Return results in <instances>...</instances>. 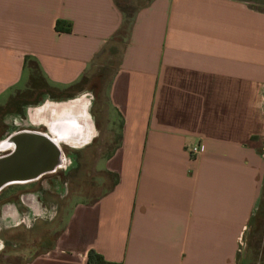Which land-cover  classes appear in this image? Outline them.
Here are the masks:
<instances>
[{
	"label": "crops",
	"instance_id": "1",
	"mask_svg": "<svg viewBox=\"0 0 264 264\" xmlns=\"http://www.w3.org/2000/svg\"><path fill=\"white\" fill-rule=\"evenodd\" d=\"M130 15L99 118L83 81L124 25L118 0H0V137L41 131L70 159L0 191V229L29 227L2 264H264V0ZM65 197L45 242L37 223Z\"/></svg>",
	"mask_w": 264,
	"mask_h": 264
},
{
	"label": "rangeland",
	"instance_id": "2",
	"mask_svg": "<svg viewBox=\"0 0 264 264\" xmlns=\"http://www.w3.org/2000/svg\"><path fill=\"white\" fill-rule=\"evenodd\" d=\"M145 1L147 0H118L119 4L124 9L126 15L131 14L136 7L140 6ZM122 34L123 33L118 34L114 38V40L109 43L105 51L101 53L99 57L93 62V64L89 68V72L87 73L85 80L83 81L85 86L93 87L96 92L94 111L97 113V115H99V118H103L104 116L105 109H106L104 105L106 104L105 99H106V95H107V91L109 87V82H110L113 72L115 71L117 65L119 64L120 54L124 46ZM20 122H22V120ZM8 135L9 134H4L2 137H0V146H1V143L9 137ZM107 137L108 136L106 135V133L103 132L101 134V137L98 143V145L102 147V149H104L105 154L112 151V149L117 143V138L109 139ZM9 150H10L9 148H5L2 150L0 149V155L9 152ZM67 157L68 156L64 154L62 156L63 165L61 166L64 168L63 170H65V168H67V166L70 165L69 163L70 159ZM94 174H96V172ZM87 183L89 184V186H87L89 190H97V189L99 190V188L96 187L97 186L96 182L93 181V179L89 180ZM50 185L51 184L49 183V186ZM16 186H19V185H15V184L12 186L8 185L5 188V190H11L10 192L12 193H10L9 195L14 196L13 192H17V189H18V187ZM87 187L85 186L84 189H86ZM23 188H33V186L25 187V185H23V187H19V189H23ZM51 188L55 189V186H51ZM43 190L44 192H48L47 189H43ZM3 194L0 195V202L4 200L5 198V196L4 197L2 196ZM68 208H69V202L67 201L65 197L63 200L55 204L53 203L51 206L49 205L48 210H44V212H49V213L46 217H42L40 219L41 220L40 223H37L38 225L36 226V231H38L39 233H42L41 237H43V239L46 238V240H44L45 242L49 243L53 241L56 234L59 232V230L64 224V219L62 220V216L63 214L66 213V209L68 210ZM26 228L27 230H29V227H25V226L23 227L15 226V227L7 228V229L5 228L0 229V238H1L0 240V264L6 263V262L8 263L15 262L17 261L18 258L21 257V255H18L17 252L19 251V249L24 248L22 241H24V239H26L29 234V231L27 230L24 231ZM2 238L4 240H2ZM41 243H43V240ZM33 252L34 250L27 251L26 254L31 255ZM22 256L24 257V255Z\"/></svg>",
	"mask_w": 264,
	"mask_h": 264
},
{
	"label": "water",
	"instance_id": "3",
	"mask_svg": "<svg viewBox=\"0 0 264 264\" xmlns=\"http://www.w3.org/2000/svg\"><path fill=\"white\" fill-rule=\"evenodd\" d=\"M10 137H14L11 151L0 156V191L10 184L38 179L61 164L63 149L46 133L22 130L4 141Z\"/></svg>",
	"mask_w": 264,
	"mask_h": 264
},
{
	"label": "trees",
	"instance_id": "4",
	"mask_svg": "<svg viewBox=\"0 0 264 264\" xmlns=\"http://www.w3.org/2000/svg\"><path fill=\"white\" fill-rule=\"evenodd\" d=\"M130 18H132V15H130V14L126 15L124 25L121 28V30L119 31V34L126 33V31L128 29V25L130 24ZM123 38H124V36H123ZM89 262L93 263V264H114L112 262H108L107 260L104 259V257L102 255L97 254L94 251L90 252Z\"/></svg>",
	"mask_w": 264,
	"mask_h": 264
},
{
	"label": "bare ground",
	"instance_id": "5",
	"mask_svg": "<svg viewBox=\"0 0 264 264\" xmlns=\"http://www.w3.org/2000/svg\"><path fill=\"white\" fill-rule=\"evenodd\" d=\"M47 100H48V98H47ZM85 103H86V101H84ZM27 110V109H26ZM18 118V117H17ZM14 137H10V139L9 140H7V141H4V142H2L1 143V146H0V149L2 150V149H5V148H9V147H12L13 145H14V139H13ZM63 163V159H62V162H61V164L59 165V166H61V165H63L62 164ZM40 203V202H39ZM58 212V211H57ZM15 213V212H14ZM8 216V215H7ZM3 248V247H2Z\"/></svg>",
	"mask_w": 264,
	"mask_h": 264
},
{
	"label": "built area",
	"instance_id": "6",
	"mask_svg": "<svg viewBox=\"0 0 264 264\" xmlns=\"http://www.w3.org/2000/svg\"><path fill=\"white\" fill-rule=\"evenodd\" d=\"M196 154H197V149H195V150L193 151L192 156H196Z\"/></svg>",
	"mask_w": 264,
	"mask_h": 264
}]
</instances>
